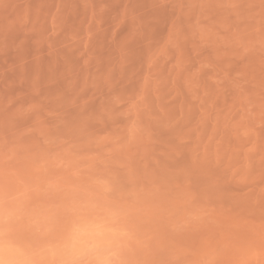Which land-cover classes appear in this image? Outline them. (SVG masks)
<instances>
[{"label":"rangeland","instance_id":"obj_1","mask_svg":"<svg viewBox=\"0 0 264 264\" xmlns=\"http://www.w3.org/2000/svg\"><path fill=\"white\" fill-rule=\"evenodd\" d=\"M94 255L264 264V0H0V264Z\"/></svg>","mask_w":264,"mask_h":264},{"label":"clouds","instance_id":"obj_2","mask_svg":"<svg viewBox=\"0 0 264 264\" xmlns=\"http://www.w3.org/2000/svg\"><path fill=\"white\" fill-rule=\"evenodd\" d=\"M110 236V232L104 225L75 227L69 235V247L78 256L86 255L91 249L92 244H103ZM7 264V262H5ZM74 264H81L79 260ZM85 264H108L102 255H94L91 261Z\"/></svg>","mask_w":264,"mask_h":264}]
</instances>
